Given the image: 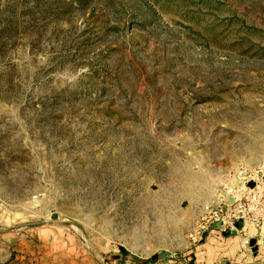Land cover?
<instances>
[{
	"label": "rangeland",
	"instance_id": "374dc122",
	"mask_svg": "<svg viewBox=\"0 0 264 264\" xmlns=\"http://www.w3.org/2000/svg\"><path fill=\"white\" fill-rule=\"evenodd\" d=\"M263 163L264 0H0V264H255Z\"/></svg>",
	"mask_w": 264,
	"mask_h": 264
},
{
	"label": "built area",
	"instance_id": "2783aa9c",
	"mask_svg": "<svg viewBox=\"0 0 264 264\" xmlns=\"http://www.w3.org/2000/svg\"><path fill=\"white\" fill-rule=\"evenodd\" d=\"M240 176L232 207H220L210 212L209 221L202 231H208L218 223L222 224V231L237 230L236 224L244 221L254 224L260 230V234L264 235V163L254 170L242 171ZM229 209L234 210L229 213ZM250 246L251 240L243 235L241 248L245 251Z\"/></svg>",
	"mask_w": 264,
	"mask_h": 264
},
{
	"label": "crops",
	"instance_id": "0c3cea01",
	"mask_svg": "<svg viewBox=\"0 0 264 264\" xmlns=\"http://www.w3.org/2000/svg\"><path fill=\"white\" fill-rule=\"evenodd\" d=\"M236 229L239 231L238 235L236 237H230V239L234 240V243L236 244L235 249L240 252V249H242L241 243L243 235L248 236L251 240V246L244 252L251 255L249 258L250 260H253L255 264H264V235L260 234V230L257 229L254 224L249 222L239 221L236 224ZM223 232L226 231L224 230ZM242 255L244 256V253Z\"/></svg>",
	"mask_w": 264,
	"mask_h": 264
},
{
	"label": "water",
	"instance_id": "95a60500",
	"mask_svg": "<svg viewBox=\"0 0 264 264\" xmlns=\"http://www.w3.org/2000/svg\"><path fill=\"white\" fill-rule=\"evenodd\" d=\"M233 204V202H232ZM213 230H222V224L221 223H218V224H214L212 227H211ZM224 235L225 236H232V237H236L238 235V232L237 230L233 229L231 231H226L224 232ZM155 262L157 261V259L154 260Z\"/></svg>",
	"mask_w": 264,
	"mask_h": 264
},
{
	"label": "clouds",
	"instance_id": "9594fccd",
	"mask_svg": "<svg viewBox=\"0 0 264 264\" xmlns=\"http://www.w3.org/2000/svg\"><path fill=\"white\" fill-rule=\"evenodd\" d=\"M83 71H87V69H84Z\"/></svg>",
	"mask_w": 264,
	"mask_h": 264
}]
</instances>
